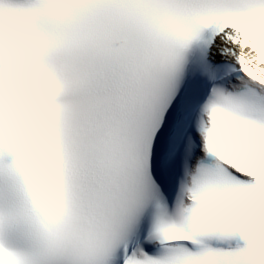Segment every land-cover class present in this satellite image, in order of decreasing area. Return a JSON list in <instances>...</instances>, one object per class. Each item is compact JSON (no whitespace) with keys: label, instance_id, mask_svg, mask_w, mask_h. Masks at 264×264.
I'll list each match as a JSON object with an SVG mask.
<instances>
[{"label":"snow or ice","instance_id":"snow-or-ice-1","mask_svg":"<svg viewBox=\"0 0 264 264\" xmlns=\"http://www.w3.org/2000/svg\"><path fill=\"white\" fill-rule=\"evenodd\" d=\"M0 264H264V0H0Z\"/></svg>","mask_w":264,"mask_h":264},{"label":"clouds","instance_id":"clouds-1","mask_svg":"<svg viewBox=\"0 0 264 264\" xmlns=\"http://www.w3.org/2000/svg\"><path fill=\"white\" fill-rule=\"evenodd\" d=\"M27 98H29V99H30V97H27Z\"/></svg>","mask_w":264,"mask_h":264}]
</instances>
